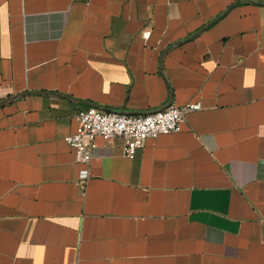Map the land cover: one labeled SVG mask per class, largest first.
<instances>
[{
    "label": "crops",
    "instance_id": "0c3cea01",
    "mask_svg": "<svg viewBox=\"0 0 264 264\" xmlns=\"http://www.w3.org/2000/svg\"><path fill=\"white\" fill-rule=\"evenodd\" d=\"M195 103L134 158L65 140ZM0 264H264V0H0Z\"/></svg>",
    "mask_w": 264,
    "mask_h": 264
},
{
    "label": "built area",
    "instance_id": "2783aa9c",
    "mask_svg": "<svg viewBox=\"0 0 264 264\" xmlns=\"http://www.w3.org/2000/svg\"><path fill=\"white\" fill-rule=\"evenodd\" d=\"M199 108L200 104L195 103L134 115L108 112L90 106L77 112V131L67 136L65 140L75 149L78 160L85 164H89L92 159L97 137L103 138L106 142L123 138L124 154L134 158L137 150L144 146L147 139L181 131L186 113ZM87 175L88 172H85L82 177L86 178Z\"/></svg>",
    "mask_w": 264,
    "mask_h": 264
}]
</instances>
